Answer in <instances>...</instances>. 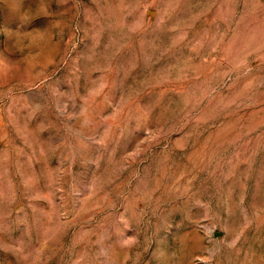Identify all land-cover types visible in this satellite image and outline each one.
<instances>
[{
    "label": "rangeland",
    "instance_id": "1",
    "mask_svg": "<svg viewBox=\"0 0 264 264\" xmlns=\"http://www.w3.org/2000/svg\"><path fill=\"white\" fill-rule=\"evenodd\" d=\"M11 2L0 264H264V0Z\"/></svg>",
    "mask_w": 264,
    "mask_h": 264
},
{
    "label": "bare ground",
    "instance_id": "2",
    "mask_svg": "<svg viewBox=\"0 0 264 264\" xmlns=\"http://www.w3.org/2000/svg\"><path fill=\"white\" fill-rule=\"evenodd\" d=\"M9 2H10V1H9ZM11 3H12V2H11ZM13 3H14V5L16 4V3H15V0H14ZM13 3H12V4H13ZM16 7H17V4H16ZM10 8H11V7H10ZM45 9H46V8H45ZM15 10H16V8H15ZM47 11H48V10H47ZM38 12H39V11H38ZM48 13H49V12H48ZM36 14H37V13H36ZM50 14H51V13H50ZM54 15H55V14H54ZM49 16H50V15H49ZM31 17H32V16H31ZM50 19H51V18H50ZM51 22H52V21H51ZM48 23H49V22H48ZM48 25H49V24H48ZM52 25H53V24H51V26H52ZM49 27H50V26H49ZM54 27H55V26H54ZM50 28H51V27H50ZM52 28H53V27H52ZM45 31H46V30H45ZM46 32H48V31H46ZM51 33H52V32H51ZM47 34H48V33H47ZM52 34H53V33H52ZM40 37H42V36H40ZM48 38H49V37H48ZM42 40H43V39H42ZM40 41H41V40H40ZM52 42H53V41H52ZM31 43H32V42H31ZM39 44H40V43H39ZM41 44H42V43H41ZM54 44H55V43H54ZM37 45H38V44H37ZM47 45H48V43H47ZM50 46H51V45H49V47H50ZM51 48H52V47H51ZM53 48H56V47H53ZM38 49H39V48H38ZM42 49H43V48H42ZM44 52H45V51H44ZM47 53H48V51H47ZM52 53H53V52H52ZM38 54H39V53H38ZM44 56H45V55H44ZM51 57H52V56H51ZM51 57H50V59H51ZM52 58H53V57H52ZM35 63H36V62H35ZM35 63H34V64H35ZM50 64H52V63H50Z\"/></svg>",
    "mask_w": 264,
    "mask_h": 264
}]
</instances>
